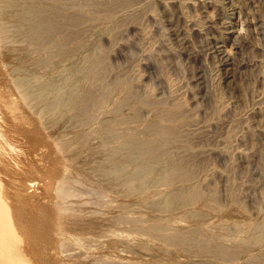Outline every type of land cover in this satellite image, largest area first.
Masks as SVG:
<instances>
[{"label": "rangeland", "instance_id": "1", "mask_svg": "<svg viewBox=\"0 0 264 264\" xmlns=\"http://www.w3.org/2000/svg\"><path fill=\"white\" fill-rule=\"evenodd\" d=\"M30 1V5L25 3L29 6V10L27 9L28 13H26V7H24L27 5L23 4L24 6H22L21 4L20 7H24V10L21 8L25 11L23 13L29 15H25L24 17H27V22H29V24H34L33 22L30 23V21H36V18H39V16L36 17V15L41 16L42 23L40 22L37 26L38 23L36 21L37 24L35 25L37 28L34 25L36 30H33L34 27L29 25V31L31 28V35L34 34L29 37V33L27 37L29 40H33L32 38L35 37V40L37 39L35 42L39 44H41L40 42L42 41V46L40 45V48L47 44L44 47L47 51L44 50L45 52H43V48H41L42 54L38 51L40 49H37V58L39 57L38 60L42 61L40 63L51 64L53 59L54 61L52 64L55 63V59L60 57V55H56V58H54L55 54H60L56 51L57 46L58 49L60 46L61 50H59V52H61V56L65 58L68 57L66 54L72 56L76 48H79V50L75 51H80L83 45L85 46L84 51L86 47L89 48L92 45L95 47L98 46V48H96L97 53L95 52V55H93L92 59L89 60L90 63L88 62L89 64L87 65V70L92 72L91 80L88 78L89 81H87V83L84 84L82 82L79 84L78 89H76L75 92L73 91L74 93H62L61 88L55 92L63 101L64 98L67 99L63 102V104L67 103L65 105L68 110L70 109L67 114L69 117L67 116V118H72V115L75 117V113L77 115L84 114L83 116L87 113L86 116L89 115V117H92L87 119L89 123L91 119L95 121V123L91 121L92 124H90L93 125V129L96 127L95 129L97 130L99 126H107L109 128V126H114V123L118 122L116 125L118 126L119 132L125 128L127 129L126 132H128V135L129 133L133 135L129 130L134 131V135L130 139L136 140L133 141L129 139L125 143L123 142V144L128 147L127 145L130 144V141L131 145L135 144L136 141L138 145L135 144L132 146H135L134 150H132L133 148L129 145L130 149L132 148V154H125L126 158L129 157L128 159L124 156L120 158V161L123 162V166L126 161L127 163H132H128L131 164V166H124V168L126 167L124 173L130 167L127 170L130 174L127 171L126 175L123 173L125 180H133L135 177V180L137 181L139 179V182H137L142 184L140 178H138L139 175L137 176L135 174L137 169L138 172L141 173V167L144 168L145 165L149 167L151 163H153V165L160 163L159 167L150 174L151 179L155 176V179L151 181L156 183L155 180L161 178L162 183L158 180L160 184H166V182L177 183V185L173 183L174 186L176 185V188L173 186L175 188L173 189L176 191L174 192L177 193L176 195L178 197L187 196L188 192L191 193L194 191L193 189H195L196 193L197 191L204 192L207 198H214L213 201L216 200L215 203H217V205L219 204L218 207L221 209L227 210L231 207L242 208L252 225L245 226L246 228L249 227V231L245 227V230L243 228H236L237 230H241H239L241 235H239V231H235L236 229L233 231V226H231V228L229 225L227 226L228 228L225 226L223 232L229 234L230 231V234L232 233L233 236L229 234L228 237H232L231 239L234 237V240L230 239V242H227L229 238L227 239L225 237L223 240L218 239V236L214 237L217 230L214 229L213 231V229L210 228L212 226L209 225L206 226H209L208 229L212 231L214 235L207 230L205 231L208 233L207 235L204 233V236H202L203 233H201L200 236V232L204 230H200L198 234L202 238H208L210 234V238L214 240L215 238L218 239L219 242L216 239L218 242H216V244L221 246L226 244L225 246H229V248H232L231 242H235L240 237V241H236V243L238 242L240 244L237 243L235 245V243H233V248L235 245L236 249L240 248L242 250L243 248L246 252L248 241L254 243L257 239L256 234L258 233H256L257 231L253 232V230H251L253 229L252 226H257L255 223L264 215V0ZM84 2V5H88L87 7L89 9L86 10L87 7H83V9L85 8L84 10L80 9ZM77 4L80 8H78L79 6ZM32 6L38 8L37 10L40 9L41 12H39V10V14H37V10L35 8L32 9ZM22 10H18V12H22ZM30 10L36 13L30 12ZM27 19L23 20L26 21ZM15 20L16 19H12L13 22ZM13 22L10 24H14ZM39 29L42 30L40 31ZM39 32L40 34H38ZM37 34L40 37H36ZM52 47L55 48L53 49ZM49 49L52 54L46 53L50 52ZM48 54H50V56H48ZM48 57H53V59H47ZM69 57L67 59H69ZM46 64L44 66L48 67L49 65L46 66ZM4 65L5 63L2 64L3 67L0 68V72L3 73V77H6ZM125 82L131 87L130 91L133 92L132 94H130V92L125 93V96L134 94L133 97H130L132 100L135 98L136 105H139V107L136 106L135 118L134 116L131 118L125 114H113L111 108H108V105L104 102L110 90L119 89ZM107 92L108 94L105 96ZM55 93L52 95L57 97ZM52 95L51 98L47 97L48 100L43 98V101L50 102L51 99L52 101L55 100L56 98ZM61 96L65 97L63 98ZM123 96L124 93H121L119 98ZM43 101L41 99L40 102L43 103ZM54 102H51V104H54ZM151 105H163L172 110L171 119L162 121L160 126H158L161 127L160 130L158 128L160 132L150 123L152 108H155ZM105 106L106 108H104ZM122 116H124V118H122ZM128 117L129 119H127ZM124 119L125 121L130 120V122L125 124ZM133 119H137L138 121H134ZM108 120L109 122H107ZM37 121L38 123L40 122L38 118ZM121 122L122 124L124 122V124H120ZM144 123L149 125L146 127ZM119 124L121 127L123 126V128H119ZM97 125L99 126L97 127ZM143 125L146 128H144ZM134 126L135 128H132ZM151 126L152 128H150ZM100 127L99 131L102 130ZM107 127L104 128L107 129ZM136 128L138 130L141 129L140 131L136 130V133ZM147 128L149 129L146 131ZM151 129H156V132L153 130V135L149 134ZM143 130L145 131L144 134H142ZM124 131H122V133H125ZM157 131L159 133H157ZM109 133H111V131L108 132L107 130L106 132L105 130V134L101 132L100 135L103 137H110L111 135ZM156 134H160V137ZM71 135L74 134H70L69 136L72 137ZM138 137L146 139L143 140V144H141V141H137L140 139ZM122 141L123 140H116L110 147L115 146L118 148L124 146L121 144ZM146 141L151 144L148 145L147 143L145 146ZM117 142L121 146H116ZM53 147L55 150L57 144H54ZM126 149L127 152H130L129 147ZM143 149L145 150L144 152L147 151L148 153H143ZM70 150L65 153L60 151L58 155L60 158V171L66 176L71 174L69 168L73 166L72 162L74 159L77 158L79 160L80 158L81 161L82 158L80 152H72L73 150ZM88 150L89 151L86 149L87 153L84 151L82 154L84 156V158H82V163L86 161V165L87 161L89 162L91 159L90 156L96 154V149H94L93 145ZM136 150L138 153L135 152ZM141 151L145 154L144 156ZM66 153L68 155H66ZM75 154L80 156H72ZM148 155L150 157H148ZM133 158L137 159L133 160ZM130 159L132 161H130ZM95 161L96 163H94ZM95 161L92 163V165L94 164L93 167L91 161V166L88 164L89 168L92 167V170H94L96 164H98L96 158ZM142 161H144V163ZM137 163L142 164L144 167L142 165H136ZM148 163H150V165ZM137 166H141L140 169L139 167L137 168ZM91 169L88 170L91 171ZM133 170H135V172ZM133 172L135 175L130 177ZM171 173H174V176H171L175 180L177 177V181L171 180ZM179 178L181 179L180 181ZM189 179H191L193 183L194 181L196 182L194 185L191 184L193 185L192 187L197 185L198 190L196 187L192 189L189 184H182ZM136 181L134 183L139 186ZM158 181L156 184H158ZM154 182L150 183L154 184ZM150 183L145 185L149 186L151 185ZM190 188L192 189L191 192ZM155 193H160V195L164 197L163 193L153 191L147 194L146 199L156 202V200L153 201L152 198L154 197L152 196H157V198L160 196L154 195ZM204 193L200 194L203 195ZM102 194L107 196V194L110 193L105 192ZM82 197L85 198L86 196L84 195ZM100 197L102 199L98 198V200L101 199V201L103 198H106L104 195ZM162 197H160L159 200ZM76 198L77 196H73L72 202L75 201ZM112 198L113 196L111 195V199ZM94 199L96 200L95 197ZM98 200L95 201L97 204L100 203ZM109 200L110 198L105 199L106 204L110 205ZM46 201L57 205V213L62 214L63 210L62 207L58 206V199L56 196ZM113 201L114 199L112 202ZM116 202H113L115 204L113 205L118 208L119 202ZM104 203L105 202L100 203V207L104 205ZM158 205L159 204H154L153 207H158ZM96 206L95 209L98 208ZM108 206L104 205L101 208L105 207L103 209H106ZM126 206L127 205H123L122 210L119 209V207L115 212H117V214H122ZM201 206V203L198 202L189 210H192L191 213L198 212L199 210V212H201ZM127 207L124 213H131L130 215L127 214V217H132V215L136 216L139 213V215L135 217L139 218V216H142V213L143 219H146L156 213H154V210L150 207L149 209L150 212H153L152 214L149 213L148 208L143 206L141 210L138 208L140 212L137 209L132 210L133 208L129 211L128 209L131 207ZM109 208L111 209L112 206ZM193 208L196 210L194 211ZM106 210L101 212L103 216L104 212L105 215L110 213V211ZM98 212L99 211H97V214ZM115 212L109 215H115ZM188 212L184 213V215L189 214L187 218L190 216V212ZM146 213H148L147 215H151L147 216ZM99 215L100 218L103 219V217H101L102 215ZM145 216L147 217L144 218ZM82 219L81 221H84L88 218ZM186 219L185 221L186 223L188 222V225L185 223L183 225L184 221L182 223L180 222L182 220L178 221L180 223L179 227L183 225L179 228L182 232L187 230L188 227L194 229L191 227L195 226ZM77 222L79 221L77 220L76 223ZM256 226L254 228L257 230ZM183 227L184 230H182ZM224 229L226 231H224ZM228 229L229 231L227 232ZM250 230L252 234H255L254 237L256 238H254V240H249L253 237ZM245 231L249 233L247 234ZM234 232H236L235 235ZM217 233L216 235H218ZM246 234L250 237L249 239ZM259 236L258 234L260 242L263 241L264 238L262 239V237ZM242 237L248 240L245 239L244 241ZM66 243L70 244V240H66ZM102 243L103 244H101L100 241L99 243L97 241L84 242L77 239L74 241V245L68 247L67 250L63 251L61 248H57L54 249L53 254H55L56 258H63L67 264L77 263L78 259L86 258L87 256L91 258L100 257L111 252L109 250L110 244L104 240ZM241 245L242 247L238 248V246ZM249 253L250 252H247L245 255H250ZM120 258H123V255H120ZM181 262L188 264L187 260H181L180 263ZM188 262L190 261L188 260ZM149 263L150 262H147L146 264Z\"/></svg>", "mask_w": 264, "mask_h": 264}, {"label": "bare ground", "instance_id": "2", "mask_svg": "<svg viewBox=\"0 0 264 264\" xmlns=\"http://www.w3.org/2000/svg\"><path fill=\"white\" fill-rule=\"evenodd\" d=\"M29 2L31 1L0 0V68L3 67L2 64L5 63L4 73L6 74V77H3V73L0 72V264H67L63 258H56L53 251L57 248H61L63 251L67 250L68 247L74 245V241L77 239L84 242L97 241L99 243L100 241L101 244H103V240L107 241L110 244L109 250L111 252L100 257L91 258L87 256L86 258L78 259L77 263L72 264H146L147 262H150L149 264L185 263H180L181 260H187L188 264H264V240L260 242V239L258 238V234L262 239L264 238V215L261 217L258 216L260 219L255 223L257 226L254 224L257 230L254 228L255 226H252L253 229H251L253 232L257 231L256 233L258 234H256V237L259 240L256 241V239L254 243L248 241L246 252L243 248V251L239 248L244 245L242 243L241 246H238L239 249L235 248V245L240 241V237L238 240H236L237 238L235 239L238 241L237 243L236 241H233V243H235L234 248L232 242V248H229L228 245V247H226V244L224 246L218 245L216 244L218 239L224 240L225 237L227 239L229 238V229L231 226H233L232 229L234 228V231L236 228L244 229L245 226L252 225L242 208L231 207L227 210L221 209L218 207L219 204L217 205V203H215L216 200L213 201L214 198H211L212 200L207 198L204 192L197 191L196 193V190L193 188L196 187L197 189V185L192 187L196 182L194 181L193 183L191 179L186 182L184 181L182 184H189L194 191L190 188V192L192 191L191 193L188 192L187 196L181 197L179 195L181 198L178 197L174 190L177 183L173 182L176 184L175 186L172 182L168 183L166 181H163L166 182V184H160L162 179L158 177L155 181L157 183V181L160 180V182L158 181V184L160 185L151 181L155 179V176L151 179L150 174L159 167L160 163L154 165L151 163V166L149 167L147 165L144 167L142 164H136L142 165L144 168L148 167L147 169H144L141 166H137L139 169L141 167L142 170L140 169V171L142 172L139 173L137 169L135 174L137 176L139 175L138 178H140L142 184H139V179L137 182L135 177L133 180H135L139 186L136 185L133 180H125V176L123 175L124 169L128 165L131 166L132 163L128 162L131 163L128 164L127 161L123 159L127 163L124 162V166H126L124 168L122 164L123 162L120 161V158L122 156L125 157L126 153L132 154L131 149L133 148L132 150H134L135 147L132 146L137 142L135 141V144L133 145H131V141L129 142L130 144L127 142L132 147L130 149V146L127 145L130 152H127L126 148L128 147H126L123 142L125 143L128 141L134 135V131L129 130L133 135H130V133L128 135V132H126L127 129L125 128V131L121 130V132H119L118 126L116 125L118 122L114 123L117 127L115 125L112 126L111 123L109 124L111 127L108 125L109 128L107 126L100 127L97 125V127L99 126L102 130L99 131V127L97 130L95 129L96 127L93 129V125L90 124H92L91 121L94 120L91 119L89 123L87 119L92 117H89V115L86 116L87 113H85V116L88 118L83 116L84 114L79 113V115L75 113V117L72 115V118H67L70 109H67V106L65 105L67 103L63 104L67 99L64 98L65 96H61L64 98L63 101V99L59 98L55 92L60 90L59 88H61L62 93L75 92L76 89H78L79 84L82 82L85 84L87 81L91 80L92 72L87 70V65L90 63L89 60L95 55L98 46L95 47L92 43V46L89 48L86 47L85 51L84 45L80 51H75L79 50V48L77 49L74 47L76 49L74 50L75 52L73 51L72 56L66 54L68 57L70 56L69 59H67L68 57L65 58L64 56H61V52H59V50H61L60 46L59 49L57 46L56 51L60 54H55L54 58H56V55H60V57L55 59L56 62L52 64L54 61L53 57H48L47 59H53L51 64L40 63L42 61L38 60L39 57L37 58V52L39 51L42 54L41 48H43V52H45L44 50L46 49H44V47L47 44L44 43L46 45L40 48L42 41H39L41 43L39 44L38 42H35L37 40H35V37L32 38L34 41L27 38L29 33V37L34 34L31 35V28L29 31V25L34 27L35 24L38 23V26L40 22L42 23L40 15L35 14L36 17L39 16V18H36L37 23L36 21H30V23L33 22L34 24H29V22H27V17L24 18L25 15H28L26 13H28L29 10V6L27 5ZM21 4L22 6H28H24L26 7V13H23L25 11H23L24 7H20ZM84 4L85 2L81 5L82 8L77 4L79 6L78 8L83 9V7L86 8L88 6ZM33 8L35 7L32 6V9ZM35 9L37 10L38 8ZM87 9L89 8L87 7L86 10ZM18 10H22V12H18ZM39 10L36 11L37 14H39ZM34 11L30 10V12ZM39 12H41V10ZM12 19L16 20L13 22ZM23 19L27 20L24 21ZM12 22L14 24H10ZM37 26L35 25L36 28ZM35 27L33 30H36ZM38 34H40V32ZM37 35L36 37H40ZM37 49L40 50L37 51ZM46 53H51V51ZM48 56H50V54H48ZM45 64L46 66H49L45 67ZM125 83L124 85H121L119 89L115 86L117 88L116 90L111 91L108 88L110 92L109 94L108 92L106 93L105 96H107V94L108 96L104 102L108 105V108H111L113 114H125L133 118L132 116L135 115L136 106L139 107V105H136L135 98L133 101L130 97H133L134 94H128L125 96V93H133L130 91L131 87ZM54 93L58 98L55 97V95H52ZM121 93H124L125 97L123 96L119 98ZM51 95L58 100L55 99L52 101L51 99L50 102L43 101V98H51ZM41 99L43 103L40 102ZM51 102H54V104H51ZM156 106H154L155 108H152L153 110L151 109L152 118L151 122H149L153 127L155 126L154 128L157 130L159 128L160 130L161 127L158 126H160L162 121L171 119L172 110L163 105ZM104 108H106V106ZM129 117L127 119H129ZM37 118L40 120L39 123ZM122 118H124V116H122ZM133 120L135 121L137 119ZM107 122H109V120ZM128 122H130V120L125 121V124H128ZM103 123L107 124L106 122ZM120 124H122V122ZM120 124L119 128H123ZM144 125L146 124L144 123ZM144 125L143 127L146 128L149 124H147L146 127ZM135 126L132 128H135ZM104 127H107V129ZM150 128H152V126ZM140 129L138 130L136 128L135 132L136 130L140 131ZM148 129L149 128H147L146 131ZM105 130L106 132L107 130L108 132L111 131V133H109L111 135L110 137H103L100 135L101 132L105 134ZM153 130L154 129H151L149 134H152V132L154 133L155 130ZM122 131L125 133H122ZM158 131L157 133L160 132ZM144 132L145 131L143 130L142 134H144ZM70 134L74 135H71L72 137H70ZM140 139L137 141H141L142 143H140L143 144L145 138L142 140ZM116 140H123L121 144L125 147L121 146L118 142L116 146L120 145L121 147H110ZM147 143L148 145L151 144L146 141L145 146ZM54 144H57L55 150L53 147ZM92 145L94 146V149H96V154L90 156L91 159H88L89 162L87 161L86 165V161H84L85 164L82 163V158H84L82 154L84 151L86 152V149L89 151L88 149H90ZM70 149L73 150L72 152H80L82 158L81 161L80 158L79 160L77 158H75L76 160L74 159L72 162L73 166L69 168L71 174L66 176L60 171V158L58 155L60 151L65 153ZM137 150L135 152L138 153ZM144 151L145 150L143 149V153L147 152ZM66 155L68 154L66 153ZM77 155L78 154L72 156L76 157ZM144 155L145 154H143V156ZM148 157L150 156L148 155ZM95 158L97 159L98 164H96V168H93L94 170H92L91 168L94 165H92V163L95 161ZM131 159L130 161H132ZM136 159L137 158H133V160ZM90 161L92 165L91 168H89V166H91ZM142 162L144 163V161ZM94 163H96V161ZM148 164L150 165V163ZM88 169H91V171ZM135 170L133 171L135 172ZM126 171L124 173L125 175ZM134 172L131 176H128L133 177L135 175ZM173 174L171 173L170 176ZM171 180L177 181V177L176 180L173 177ZM180 180L181 179L179 178V181ZM150 182H154V184L152 183V185ZM148 183L151 185L146 186L145 184ZM153 191L164 194V197H162L163 195H160V193L154 194L162 197L160 200L159 196V198H157V196L151 195L154 198L156 197L155 199L151 198L153 201L156 200L157 203L146 199L147 194ZM105 192L110 193L113 198L111 199L110 194H107V196L102 194ZM199 192L204 193V196ZM84 195L86 196L85 198L82 197ZM101 195H104L107 199L110 198V205L113 199V202L118 201L119 206H117L118 208L120 207L119 209L121 210L123 209V205H127V208L131 207L128 209L129 211L132 208V210L137 209L139 211L138 208L141 210L143 206L148 209L150 207L154 210V213H156L152 216L151 214L153 212H150L149 209L152 218H148L147 216L150 215H147L148 213H146L147 216L144 218L147 217L148 219H143L142 213L141 217L139 216V218H135L139 215V213L137 214L135 211L134 213L137 215H132V217L128 216V218L127 214H129V212L127 209L126 211L128 213H124L126 207L122 214H117L115 211H117L118 208L114 206L115 204L112 202L111 206L112 208L114 206V208L110 209L109 207L111 206L106 204V198H103L101 201ZM53 196L57 197L58 206L62 207V214L64 215L57 213V205L46 201L49 199L51 200ZM73 196H77V198L72 202ZM94 197L96 200L101 198L98 202H105L104 205H109L106 209H109H103L105 207L101 208L104 205L100 207V203H98V206ZM198 202L202 205V211L199 212V210L198 212L191 213L192 210L190 211L189 209ZM154 204L159 205L158 207H153ZM95 206L98 208L95 209ZM102 209L103 211H110V213L105 215L104 212L103 216L101 213L103 212ZM193 209L194 211L196 210L195 208ZM96 210L99 211L98 214ZM132 210L131 212L133 213ZM188 210L190 212V216H188L189 218H187V215L189 214H185L186 216L184 215ZM114 212L115 215H109L114 214ZM99 214L102 215L101 217H103V219L100 218ZM82 218L88 219L81 221L83 220ZM184 218L190 221L191 224L195 225L194 227H191L194 229L188 227L190 230L187 228L188 231L185 230L186 232L179 230L184 223H188H186ZM76 219L79 222L76 223ZM178 221L181 223L184 221L183 225H180L179 227L180 223ZM206 225L212 226L210 228L213 229V231L214 229L217 230L216 233L218 232V235H216L215 232L214 235L212 231L208 229L209 226ZM228 225L230 227L227 230V232L229 231V234H225L223 228ZM248 228L249 227L246 229ZM182 230H184V227ZM200 230H204L200 232V236L201 233H203L202 236H204V233L207 235L208 233L205 232L207 230L211 232L214 237L218 236V239L215 238L214 240L213 238H210V234L208 238H202L198 234ZM239 230L236 229L235 231L238 232ZM251 230L250 233L252 232ZM224 231L226 230L224 229ZM240 231L238 233H240ZM246 231L245 233L248 234L249 232ZM236 232H234V235ZM230 235L233 236L232 233ZM239 235H241V233ZM252 236L253 237L251 238L249 236L247 237L248 239L250 238L249 240H254V238H256L254 237L255 234H252ZM231 238H229L228 241L226 239V241L230 242L229 240ZM66 240H70V244H67ZM231 240H234V237ZM247 252H250V255H245ZM120 255H123V258H120ZM188 260L190 262H188Z\"/></svg>", "mask_w": 264, "mask_h": 264}]
</instances>
